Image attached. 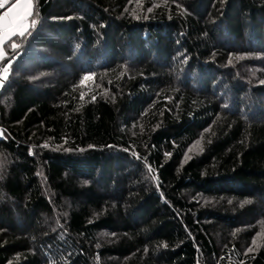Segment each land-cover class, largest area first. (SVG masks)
I'll use <instances>...</instances> for the list:
<instances>
[{
	"label": "trees",
	"instance_id": "16d2710c",
	"mask_svg": "<svg viewBox=\"0 0 264 264\" xmlns=\"http://www.w3.org/2000/svg\"><path fill=\"white\" fill-rule=\"evenodd\" d=\"M25 23L0 264H264V0H32Z\"/></svg>",
	"mask_w": 264,
	"mask_h": 264
},
{
	"label": "snow or ice",
	"instance_id": "6c2138e0",
	"mask_svg": "<svg viewBox=\"0 0 264 264\" xmlns=\"http://www.w3.org/2000/svg\"><path fill=\"white\" fill-rule=\"evenodd\" d=\"M9 0H0V9H3ZM32 7L30 0H13L10 6L2 15H0V46H3L7 40L11 37L19 35L25 36L29 25L24 21L30 14L28 9ZM150 10V9H149ZM32 25H35L36 21L32 20ZM18 45L13 42L11 48L13 51L17 49ZM3 48L0 47V60L4 59ZM9 72V67H4L0 70V85L3 84L6 79V75ZM93 77L90 75L84 76V81L90 80ZM248 201H246L247 203Z\"/></svg>",
	"mask_w": 264,
	"mask_h": 264
},
{
	"label": "built area",
	"instance_id": "2783aa9c",
	"mask_svg": "<svg viewBox=\"0 0 264 264\" xmlns=\"http://www.w3.org/2000/svg\"><path fill=\"white\" fill-rule=\"evenodd\" d=\"M13 2V0H9V3L5 5L3 9H0V15L3 14L7 10V8L10 6V4Z\"/></svg>",
	"mask_w": 264,
	"mask_h": 264
},
{
	"label": "crops",
	"instance_id": "0c3cea01",
	"mask_svg": "<svg viewBox=\"0 0 264 264\" xmlns=\"http://www.w3.org/2000/svg\"><path fill=\"white\" fill-rule=\"evenodd\" d=\"M30 3H31V5H32V0H30ZM28 11H29V15H28V17L31 15V13H32V7L30 8V9H28ZM2 15V14H1ZM28 17L26 18V20L28 19ZM26 20L24 21V22H26ZM8 41V40H7ZM6 41V42H7ZM0 47H2L3 48V51H4V45L3 46H0ZM5 54V53H4ZM1 61V60H0Z\"/></svg>",
	"mask_w": 264,
	"mask_h": 264
},
{
	"label": "rangeland",
	"instance_id": "374dc122",
	"mask_svg": "<svg viewBox=\"0 0 264 264\" xmlns=\"http://www.w3.org/2000/svg\"><path fill=\"white\" fill-rule=\"evenodd\" d=\"M12 38V37H11ZM5 53V52H4ZM261 236V239H263V237H264V233L262 234V235H260Z\"/></svg>",
	"mask_w": 264,
	"mask_h": 264
}]
</instances>
